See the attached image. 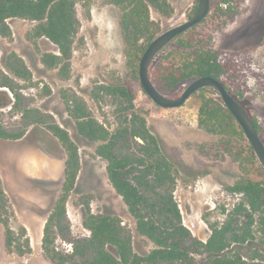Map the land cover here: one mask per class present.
Returning a JSON list of instances; mask_svg holds the SVG:
<instances>
[{
    "label": "trees",
    "instance_id": "16d2710c",
    "mask_svg": "<svg viewBox=\"0 0 264 264\" xmlns=\"http://www.w3.org/2000/svg\"><path fill=\"white\" fill-rule=\"evenodd\" d=\"M106 1L121 13L118 24L132 85L127 86L119 79L103 82L93 88L90 98L94 102L103 96L112 100L116 117L114 127L94 118L84 99L75 94L71 97L63 94V98L78 135L94 144L96 157L105 162L107 180L133 222V235L121 225L118 216L93 214L86 205L82 225L89 236L72 243L70 253L56 250V237L69 229L65 205L75 189L80 158L77 146L63 128L33 117L26 127L43 126L65 152L60 194L43 228L44 256L51 264H264V169L217 92L213 88H202L189 99L198 103V127L218 138L221 152L237 165L241 177L233 185L224 186L228 194L239 195V201L230 210L224 209L225 217L220 224L209 225L210 235L205 242L193 237L183 225L174 198L181 169L149 130L145 113L135 106L138 91L147 96L139 83L141 57L153 39L161 34L160 24L151 19V11L169 19L172 14L169 4L166 0ZM230 1H214L212 9L219 10V4ZM75 5V0H0V35H10L9 20L29 22L32 28L28 40L45 39L55 47V53L41 54V64L47 70H58L60 75L67 76L79 32ZM229 11L230 8L227 14ZM198 25L177 36L157 54L158 60L150 67L151 81L167 96H172L179 85L201 77L220 81L229 92L221 80L229 69L220 61L219 51L207 45V38H199ZM5 66L14 80L29 78L28 69L14 54L9 56ZM13 79L4 76L0 85L6 89L0 93V140L16 141L25 135V129L9 132L2 124V109H20L21 95L16 93ZM22 113L24 117L37 114L29 109ZM250 117L264 144V130L255 117ZM5 206L6 195L0 178L4 247L22 255L21 247L16 245L13 232L3 218ZM133 236L145 241L150 249L135 252Z\"/></svg>",
    "mask_w": 264,
    "mask_h": 264
},
{
    "label": "rangeland",
    "instance_id": "374dc122",
    "mask_svg": "<svg viewBox=\"0 0 264 264\" xmlns=\"http://www.w3.org/2000/svg\"><path fill=\"white\" fill-rule=\"evenodd\" d=\"M166 1L172 9L169 19L151 11V19L160 24L161 33L186 22L197 7V0ZM210 1V11L196 31L199 38H207L210 48L219 51L220 61L228 67V74L221 80L229 93L238 98L264 130V0H231L219 4L216 11L212 3L220 0ZM75 2L79 32L67 76L41 64V54L55 53V47L45 39L28 40L32 28L29 22L9 20L10 35H0V85L4 76L13 79L5 66L11 54L29 72L27 80L13 79L15 91L21 95L20 109L1 110L4 128L9 132L25 129V135L16 141L0 140V178L6 195L3 218L23 251L22 255L15 250L7 251L0 222V264H51L43 254L41 241L46 220L60 194L65 152L43 126L26 127L33 117L63 128L77 146L80 158L75 189L65 205L69 229L56 237V250L70 253L72 243L89 236L82 225L86 205L93 214L118 216L121 225L133 232L126 207L107 180L105 162L96 157V146L78 135L63 98V94L70 97L75 94L84 99L94 118L114 127L112 100L103 96L94 102L90 93L96 85L113 79L132 85L118 24L121 13L106 0ZM156 57L152 64L158 60ZM188 83L179 85L168 97L179 96ZM3 90L6 91L0 87V93ZM47 91L50 93L46 94ZM135 106L145 113L149 130L181 169L174 198L183 225L193 237L205 242L210 235L209 225L220 224L225 217L224 209L230 210L237 202L235 196L223 189L241 177L237 165L221 152L216 136L198 127L196 100L189 99L179 108L161 109L138 91ZM25 109L37 114L24 117ZM132 246L137 253L150 249V245L135 236Z\"/></svg>",
    "mask_w": 264,
    "mask_h": 264
},
{
    "label": "water",
    "instance_id": "95a60500",
    "mask_svg": "<svg viewBox=\"0 0 264 264\" xmlns=\"http://www.w3.org/2000/svg\"><path fill=\"white\" fill-rule=\"evenodd\" d=\"M197 1L195 13L186 22L162 32L148 45L139 63V83L147 97L155 106L161 109L179 108L198 90L202 88H213L224 106L243 130L246 140L252 147L258 162L264 169V144L255 130L252 119L244 107L226 91L220 81L210 77H201L190 81L179 96L168 97L161 93L150 79L149 70L157 54L177 36L200 24L207 17L211 7V1Z\"/></svg>",
    "mask_w": 264,
    "mask_h": 264
},
{
    "label": "built area",
    "instance_id": "2783aa9c",
    "mask_svg": "<svg viewBox=\"0 0 264 264\" xmlns=\"http://www.w3.org/2000/svg\"><path fill=\"white\" fill-rule=\"evenodd\" d=\"M230 195H232V194H230ZM232 196H235L237 202L239 201V195H232ZM237 202H236V203H237ZM232 207H233V206H232Z\"/></svg>",
    "mask_w": 264,
    "mask_h": 264
},
{
    "label": "flooded vegetation",
    "instance_id": "af4514ba",
    "mask_svg": "<svg viewBox=\"0 0 264 264\" xmlns=\"http://www.w3.org/2000/svg\"><path fill=\"white\" fill-rule=\"evenodd\" d=\"M60 189H61V188H60ZM57 199H58V198H57ZM57 199H56V200H57Z\"/></svg>",
    "mask_w": 264,
    "mask_h": 264
}]
</instances>
